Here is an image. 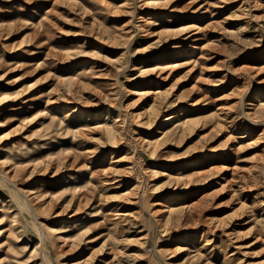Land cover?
Segmentation results:
<instances>
[{"label":"rangeland","instance_id":"374dc122","mask_svg":"<svg viewBox=\"0 0 264 264\" xmlns=\"http://www.w3.org/2000/svg\"><path fill=\"white\" fill-rule=\"evenodd\" d=\"M210 20L218 23L207 39L221 40L201 62L192 40L156 35ZM0 50L3 250L14 231L0 264H264V124L245 119L253 96L264 103V0H0ZM165 61L171 72L153 70ZM154 92L164 100L145 124ZM179 110L206 119L163 135L172 126L163 130V118ZM113 121L114 132L95 127ZM13 170L15 187L2 178ZM164 201L181 210L178 224L160 214ZM35 220L56 231L43 245ZM186 236L190 254L175 248Z\"/></svg>","mask_w":264,"mask_h":264},{"label":"bare ground","instance_id":"6f19581e","mask_svg":"<svg viewBox=\"0 0 264 264\" xmlns=\"http://www.w3.org/2000/svg\"><path fill=\"white\" fill-rule=\"evenodd\" d=\"M163 2V1H162ZM42 3V2H41ZM93 3H95V2H93ZM103 3V2H102ZM125 3V2H124ZM129 3V2H128ZM154 4H156V6H160V2H153ZM57 4V3H56ZM122 4V3H121ZM133 4V3H132ZM104 5V4H103ZM119 5V4H118ZM99 6V5H98ZM120 6V5H119ZM126 6V5H125ZM125 6H124V9H125ZM131 6V5H130ZM144 6V5H143ZM91 7V6H90ZM161 7H163V6H161ZM128 8V7H127ZM116 9H118V8H116ZM135 9V8H134ZM47 10V9H46ZM128 10V9H127ZM94 11V10H93ZM117 11V10H116ZM130 11V10H129ZM89 12V11H88ZM87 12V13H88ZM92 12V11H91ZM106 13H107V11H106ZM115 13V12H114ZM119 13V12H118ZM150 14H152V13H150ZM202 14H204V13H202ZM19 15V14H18ZM87 15H89V14H87ZM110 15V14H109ZM148 15H149V13H148ZM208 15V14H207ZM223 15H225V14H223ZM49 17V16H48ZM97 17V16H96ZM207 16H205V18H206ZM209 18V17H208ZM50 19H51V16H50ZM90 19V18H89ZM96 19V18H95ZM100 19V18H99ZM226 19H228V17L226 16V18H224V20H223V22L225 21L226 22ZM18 20V19H17ZM101 20V19H100ZM14 21V20H13ZM142 21V20H141ZM15 22V21H14ZM47 22V21H46ZM102 22H103V20H102ZM145 22V21H144ZM224 22V23H225ZM134 23V22H133ZM217 23L218 22H215V21H211L210 20V22L209 23H207L206 25H203V26H201V24H198V25H195V26H189V25H187V22H184V23H179V24H177L176 26H178V27H175V28H168V29H162V30H160V31H158L157 32V38L158 39H160V38H162V37H164L165 38V41L167 40H170V39H173V38H179V39H181V40H192L193 41V50H195V51H198L199 52V55H198V59L200 60H202V59H204V58H207V56H209L208 55V53L207 52H210V51H212V50H214L215 49V47L216 46H218L219 45V43H220V40L221 39H219V38H212V39H207V32L209 31V30H214V29H216V25H217ZM15 24V23H14ZM105 24V23H104ZM29 25V24H28ZM32 25V24H31ZM30 25V26H31ZM134 26V25H133ZM224 26V25H223ZM227 26V25H226ZM93 27V26H92ZM109 27V26H108ZM141 27V26H140ZM32 28H35V26L34 27H32ZM38 28V27H37ZM121 28H122V26H121ZM28 29V28H27ZM34 31V30H33ZM111 31V30H110ZM207 31V32H206ZM102 32V31H101ZM29 33H31V32H29ZM229 33H231V32H229V31H227V27L226 28H224V32H223V34H221V36H222V38H223V36L224 37H226L227 35H229ZM125 34V33H124ZM147 34V33H146ZM213 34V33H212ZM117 35V34H116ZM215 35V34H214ZM213 35V36H214ZM32 36V35H31ZM34 36V35H33ZM43 36V35H42ZM82 36V35H81ZM114 36V35H113ZM122 36V35H121ZM126 36H128V34L126 35ZM30 37V36H29ZM113 38V37H112ZM81 39H83V38H81ZM94 39V38H93ZM117 39V38H116ZM115 39V40H116ZM145 40H147V39H145ZM197 40H198V44L196 43L197 42ZM166 41V42H167ZM83 42V41H82ZM119 42V41H118ZM159 41H157L156 42V44L158 43ZM160 42H161V40H160ZM172 42V41H171ZM203 42V43H202ZM102 44V43H101ZM120 44V43H119ZM147 44V43H146ZM161 44H162V42H161ZM172 45V44H171ZM12 46V45H11ZM147 46V45H146ZM98 47V46H97ZM50 49H51V47H49ZM117 48V47H116ZM126 49V48H125ZM147 49V48H146ZM96 50V49H95ZM104 50V49H103ZM106 50V49H105ZM108 50V49H107ZM1 51V50H0ZM67 51H69V50H67ZM67 51H66V53H67ZM99 51V50H98ZM98 51H96V52H98ZM109 51V50H108ZM162 51V50H161ZM164 51V50H163ZM47 52V51H46ZM55 52V51H54ZM100 52V51H99ZM186 52V51H185ZM72 53V52H71ZM92 53V52H91ZM102 53V52H101ZM187 53V52H186ZM70 54V53H69ZM82 54V53H81ZM95 54V53H94ZM165 54V53H164ZM54 55V54H53ZM77 55H78V53H77ZM181 55H183V53H181V52H176L175 54H174V60L175 61H180L181 60ZM80 56V55H79ZM103 56V55H102ZM260 56H261V53H260ZM259 56V57H260ZM96 57V56H95ZM94 57V58H95ZM126 57V56H125ZM211 57V56H210ZM209 57V58H210ZM263 57V56H262ZM74 58V57H73ZM99 59V58H98ZM102 59V58H101ZM100 59V60H101ZM188 60H190L189 58H187ZM263 59V58H262ZM107 60V59H106ZM119 60V59H118ZM124 60V59H123ZM127 60V59H126ZM201 60L199 61V62H201ZM69 61V60H68ZM257 61V60H256ZM106 62V61H105ZM120 62V61H119ZM118 62V63H119ZM198 62V61H197ZM198 62V63H199ZM207 62V61H206ZM205 62V63H206ZM109 63V62H108ZM111 63V62H110ZM113 63V62H112ZM121 63V62H120ZM188 64H191V61H189L188 63H186V62H184V64L183 65H188ZM243 64V63H242ZM64 65V64H63ZM112 65V64H111ZM133 65V64H132ZM159 66H154L155 68H153V70H155V71H157V72H159L160 74H165V73H167V72H171L173 69H174V66L176 65V64H173V61H165V62H161V63H159L158 64ZM195 65V64H194ZM198 66H199V64H197ZM113 66V65H112ZM201 66V65H200ZM82 67H83V65H82ZM107 67V66H106ZM133 67V66H132ZM153 67V66H152ZM195 66H193V68H194ZM118 69V68H117ZM244 69H245V67H244ZM89 71V70H88ZM87 71V72H88ZM118 71V70H117ZM205 71V70H204ZM262 73V72H261ZM261 73H258L259 75L261 74ZM168 74V73H167ZM166 74V75H167ZM209 75V74H208ZM207 75V76H208ZM211 75V74H210ZM158 77H160V76H158ZM162 77V76H161ZM167 77V76H166ZM202 77H204V76H202ZM64 78H66V77H64ZM206 78V77H205ZM74 79V78H73ZM76 79H77V77H76ZM199 79V78H198ZM62 80V79H61ZM209 80V79H208ZM208 80H207V82H208ZM263 80V79H262ZM76 81V80H75ZM74 81V82H75ZM202 81V80H201ZM72 82V81H71ZM80 82V81H79ZM199 82V81H198ZM206 82V83H207ZM231 82V81H230ZM234 82V81H233ZM245 82V81H244ZM258 82V81H257ZM63 83V82H62ZM87 83V82H86ZM203 83V82H202ZM210 83V82H209ZM243 83V82H242ZM260 83V82H259ZM72 85H74V84H72ZM80 85V84H79ZM236 85V84H235ZM77 85H75V87H76ZM153 86V85H152ZM156 86V85H155ZM238 86H240V85H238ZM237 86V87H238ZM249 86V85H248ZM73 87V86H72ZM71 87V88H72ZM77 87H79V86H77ZM158 87V86H157ZM243 87V86H242ZM65 88H66V86H65ZM91 88V87H90ZM240 88V87H239ZM246 88V87H245ZM260 88V87H259ZM161 89V88H160ZM243 89V88H242ZM241 89V90H242ZM261 89V88H260ZM96 90V89H95ZM262 90V89H261ZM264 90V89H263ZM161 91V90H160ZM234 91V90H233ZM232 91V92H233ZM69 92V91H68ZM166 92H167V90H166ZM263 92V91H262ZM145 93V92H144ZM151 93V92H150ZM237 93V92H236ZM245 93L246 92H244V91H241V92H239V95L242 97V96H244L245 95ZM264 93V92H263ZM105 94V93H104ZM108 94V93H107ZM111 94V93H110ZM153 94H156L155 95V97H154V100L153 101H155L154 102V104L152 105L153 106V110H147L146 111V114L144 115V121H143V123H145V124H152L153 122H154V120H153V115L154 114H157V112H158V108H159V105H160V103L164 100V98L162 97V93H153ZM182 94V93H181ZM235 94V93H234ZM247 94V93H246ZM78 95V94H77ZM138 95H140V93L138 94ZM259 95V94H258ZM264 95V94H263ZM108 96V95H107ZM113 96V95H112ZM141 96V95H140ZM144 96V95H143ZM180 96V95H179ZM230 97H231V95H229ZM233 96V95H232ZM106 98V97H105ZM181 98V97H180ZM201 98V97H200ZM263 98V97H262ZM69 99V98H68ZM182 99V98H181ZM214 99H215V97H214ZM250 99V98H249ZM260 99V98H259ZM79 100V99H78ZM67 101V100H66ZM110 101H112V100H110ZM250 101V100H249ZM166 102V101H165ZM200 102V101H199ZM239 102H240V100H239ZM77 103V102H76ZM109 103V102H108ZM229 103V102H228ZM238 103V102H237ZM217 104V103H216ZM241 104H242V102H241ZM84 105V104H83ZM112 105V104H111ZM113 105H115V104H113ZM112 105V106H113ZM180 105V104H179ZM231 105H234V104H231ZM250 110L252 111V112H250L251 114H247V113H245V115H249L248 116V118H245L246 120L248 119V121H250V122H257L258 124H264V103L263 102H261V101H259L258 100V96H253L252 97V99H251V102H250ZM96 106V105H95ZM177 106V105H176ZM181 106V105H180ZM200 106V105H199ZM242 106V105H241ZM77 107V106H76ZM82 107H84V106H82ZM111 107V106H110ZM220 107V106H219ZM224 107H227V106H224ZM236 107V106H235ZM246 108V107H245ZM244 108V109H245ZM221 109V108H220ZM228 109V108H227ZM242 109H243V107H242ZM249 109V108H248ZM81 110V109H80ZM83 111V110H82ZM81 111V112H82ZM187 111H189V110H187ZM217 111H218V109H217ZM221 111V110H220ZM239 111V110H238ZM6 112V111H5ZM224 112V111H223ZM18 113V112H17ZM84 113V112H83ZM117 113V112H116ZM193 113V112H192ZM200 113V112H199ZM237 113V112H236ZM91 114V113H90ZM197 114V113H196ZM240 114V113H239ZM26 115V114H25ZM115 115V114H114ZM117 115V114H116ZM200 115V114H199ZM199 115H198V117L197 116H188V115H186L185 113H183L182 112V110H179L178 112H176V113H173L172 115H170V116H166V117H164L163 118V124H162V129L164 130L165 129V127H167V126H170V125H172L168 130H166L164 133H162L163 135H166V136H169V137H175V136H179V135H183L186 131H189L191 128H192V126H194L195 125V123H197V122H200L202 119H206V118H204V117H202V116H200L199 117ZM213 115H214V113H210L209 115H207V116H205V117H207V118H212L213 117ZM84 116H85V114H84ZM218 116V115H217ZM216 116V117H217ZM102 117V116H101ZM115 117V116H114ZM236 117V116H235ZM245 117V116H244ZM247 117V116H246ZM94 118V117H93ZM99 118V117H98ZM109 118V117H108ZM228 118V112H225V113H223V116H222V119H224V120H226ZM178 119V120H177ZM236 119V118H235ZM106 120V119H105ZM239 120V119H238ZM241 120V119H240ZM93 121V120H92ZM117 121H118V119H117ZM221 121V120H220ZM230 121H234V119L232 118ZM121 122H123V121H121ZM222 122V121H221ZM17 123V122H16ZM82 123V122H81ZM238 123V122H237ZM120 124H122V123H120ZM227 124V123H226ZM142 125V124H141ZM235 125V124H234ZM247 125V124H246ZM252 125V124H251ZM255 125V124H254ZM119 128L120 127V125H118L117 124V122L116 121H113V123H110L109 125H107V123H104V124H100V125H97V126H95V127H97V128H102L104 131H107V132H110V131H113L114 132V129L115 128H117V127ZM138 126V125H137ZM149 126V125H148ZM223 126V125H222ZM261 126H263V125H261ZM260 126V127H261ZM94 127V128H95ZM123 127V126H122ZM153 127V126H152ZM212 127V126H211ZM251 127V126H250ZM89 128V127H88ZM117 128V129H118ZM241 128V127H240ZM81 129V128H80ZM79 129V130H80ZM85 129V128H84ZM116 129V130H117ZM200 129V128H199ZM212 129V128H211ZM215 129V128H214ZM214 129H213V131H214ZM219 129V128H218ZM143 130V129H142ZM141 130V131H142ZM147 130V129H146ZM157 130V129H156ZM244 130V129H243ZM158 131V130H157ZM212 131V130H211ZM224 131V130H223ZM235 131V130H234ZM254 131V130H253ZM159 133H161V131H158ZM240 132V131H239ZM247 132V131H246ZM78 133V132H77ZM142 133V132H141ZM144 133H145V131H144ZM208 133H209V131H208ZM217 133V132H216ZM222 133V132H221ZM84 134V133H83ZM137 134V133H136ZM193 134V133H192ZM244 134V133H243ZM261 134V133H260ZM82 135V134H81ZM118 135V134H117ZM135 135V134H134ZM161 135V134H160ZM202 134H200V136H201ZM208 135V134H207ZM214 135V134H213ZM248 135V134H247ZM263 136V135H262ZM262 136H261V138H262ZM113 137V136H112ZM229 137V136H228ZM149 138V137H148ZM185 138V137H184ZM223 138H224V136H223ZM241 137H237L236 139H238L239 140V142H241V139H240ZM177 139V138H176ZM230 139V138H229ZM81 140H83V139H81ZM111 140V139H110ZM147 141V140H146ZM174 141V140H173ZM257 142V141H256ZM261 142V141H260ZM95 143V142H94ZM107 143V142H106ZM253 143V142H252ZM51 144V143H50ZM86 144V143H85ZM109 144V143H108ZM151 144H153V143H151ZM208 144V143H207ZM254 144V143H253ZM59 145V144H58ZM91 145V144H90ZM119 145V144H118ZM157 145V144H156ZM159 145V144H158ZM164 145V144H163ZM211 145V144H210ZM89 146V145H88ZM115 146V145H114ZM154 146V145H153ZM209 146V145H208ZM262 146V145H261ZM55 147V146H54ZM91 147V146H90ZM116 147V146H115ZM253 147V146H252ZM37 148V147H36ZM146 148V147H145ZM155 148V147H154ZM159 148V147H158ZM229 148V147H228ZM233 148V147H232ZM260 148V147H259ZM94 150V149H93ZM255 150V149H254ZM3 151V150H2ZM42 151V150H41ZM78 151V150H77ZM205 151V150H204ZM80 152V151H79ZM147 152V151H146ZM151 152V151H150ZM225 152V151H224ZM259 152H261V150L259 151ZM42 153H43V151H42ZM58 153H60V152H58ZM87 153V152H86ZM108 153V152H107ZM203 153V152H202ZM223 153V152H222ZM52 154V153H51ZM113 154V153H112ZM117 154V153H116ZM120 154V153H119ZM119 154H117L118 156H119ZM146 154H148V153H146ZM149 154H151V153H149ZM154 154V153H153ZM201 154V153H200ZM208 154V153H207ZM40 155H42V154H40ZM223 155V154H222ZM86 156V155H85ZM115 156V155H114ZM113 157V156H112ZM116 157V156H115ZM222 157V156H221ZM48 158V157H47ZM52 158V157H51ZM262 158V157H261ZM46 159V158H45ZM59 159V158H58ZM83 159V158H82ZM99 159V158H98ZM257 159V158H256ZM103 160V159H102ZM223 160V159H222ZM252 160V159H251ZM254 160V159H253ZM261 160V159H260ZM93 161V160H92ZM96 161V160H95ZM105 161V160H104ZM259 161V160H258ZM3 162V161H2ZM90 162V161H89ZM111 162V161H110ZM109 162V163H110ZM118 162V161H117ZM38 163V162H37ZM36 163V164H37ZM93 163V162H92ZM120 163V162H119ZM174 163H175V161H174ZM50 164V163H49ZM93 164H95V163H93ZM103 164V163H102ZM194 164H196V163H194ZM251 164V163H250ZM86 165V164H85ZM112 165V164H111ZM114 165H116L117 166V164H114ZM120 165V164H119ZM223 165V164H222ZM227 165V164H226ZM225 165V166H226ZM4 166V165H3ZM36 166V165H35ZM43 166V165H42ZM93 166V165H92ZM122 166V165H121ZM32 167V166H31ZM213 167V166H212ZM95 168H96V166H95ZM103 168V167H102ZM237 168V167H236ZM242 168V167H241ZM251 168V167H250ZM17 169V168H16ZM114 169H115V167H114ZM180 169V168H179ZM247 169V168H246ZM232 170V169H231ZM242 170H244V169H242ZM264 170V169H263ZM93 171V170H92ZM111 171V170H110ZM113 171H115V170H113ZM191 171V170H190ZM250 171V170H249ZM255 171V170H254ZM196 172V171H195ZM203 171H201V173H202ZM222 172H224V171H222ZM256 172V171H255ZM260 172V171H259ZM6 173H8V172H6ZM29 173V172H28ZM153 173H154V171H153ZM200 172H198V174H199ZM221 173V172H220ZM248 173V172H247ZM261 173V172H260ZM97 174V173H96ZM105 174H107V173H105ZM114 174V173H113ZM127 174V173H126ZM159 174V173H158ZM249 174V173H248ZM256 174V173H255ZM104 175V174H103ZM111 175H112V173H111ZM117 175V174H116ZM122 175H124L123 173H122ZM157 175V174H156ZM177 175H179V176H176V177H178V179L180 178H184V175L185 174H182V172H180V171H178V173H177ZM195 175H196V173H195ZM202 175V174H201ZM215 175V174H214ZM223 175V174H222ZM18 176V172H16V170H13V173H12V175H10V176H2V178L4 179V181H6L8 184H11L12 186H16L15 185V182H14V180H16V178H18L17 177ZM90 176V175H89ZM126 176V175H125ZM128 176V175H127ZM153 176V175H152ZM208 176H209V174H208ZM225 176V175H224ZM226 176H228V175H226ZM264 176V175H263ZM16 177V178H15ZM118 177V176H117ZM131 177V176H130ZM188 177V176H187ZM248 177V176H247ZM253 177V176H252ZM13 178H15V179H13ZM172 178V177H171ZM194 178V177H193ZM215 178V177H214ZM220 178V177H219ZM231 178V177H230ZM245 178V177H244ZM254 178V177H253ZM176 179V178H175ZM198 179V178H197ZM221 179H223V178H221ZM245 179H247V178H245ZM256 179V178H255ZM119 180V179H118ZM117 180V181H118ZM124 180V179H123ZM172 180V179H171ZM202 180V179H201ZM200 180V181H201ZM209 180H210V178H209ZM240 180H241V178H240ZM122 181V180H121ZM220 181V180H219ZM224 181V180H223ZM258 181V180H257ZM260 181V180H259ZM106 182H108V181H106ZM129 182V181H128ZM189 182V181H188ZM208 182V181H207ZM227 182V181H226ZM237 182V181H236ZM4 183V182H3ZM89 183V182H88ZM113 183V182H112ZM241 183V182H240ZM264 183V182H263ZM92 184V183H91ZM120 184H122V183H120ZM124 184V183H123ZM180 184V183H179ZM201 184V183H200ZM214 184V183H213ZM227 184H228V182H227ZM233 184V183H232ZM245 184V183H244ZM206 185V184H205ZM260 185H262V184H260ZM82 186V185H81ZM84 186V185H83ZM82 186V187H83ZM216 186V185H215ZM220 187V186H219ZM202 188V187H201ZM200 188V189H201ZM215 188V187H214ZM78 189V188H77ZM128 189V188H127ZM136 189V188H135ZM211 189H213V187L211 188ZM230 189H232V188H230ZM243 189V188H242ZM17 190V192H19L20 194L22 193L21 191L22 190H20L19 188L18 189H16ZM30 190V189H29ZM28 190V191H29ZM130 190V189H129ZM205 190V189H204ZM229 190V189H228ZM237 190V189H236ZM235 190V191H236ZM39 191V190H38ZM77 191V190H76ZM234 191V190H233ZM233 191H232V193H233ZM33 192V191H32ZM61 192V191H60ZM73 192V191H72ZM81 192V191H80ZM35 193V192H34ZM59 193V192H58ZM78 193V192H77ZM102 193V192H101ZM261 194H262V192H260ZM259 193V194H260ZM47 194H48V192H47ZM84 194V193H83ZM82 194V195H83ZM129 194H130V192H129ZM137 194V193H136ZM210 194V193H209ZM214 194V193H213ZM244 194H246V193H244ZM22 195V194H21ZM28 195V194H27ZM81 195V196H82ZM116 195V194H115ZM125 195V194H124ZM180 195V194H179ZM200 195V194H199ZM243 195V194H242ZM56 196V195H55ZM118 196V195H117ZM121 196V195H120ZM119 196V197H120ZM126 196V195H125ZM218 196V195H217ZM238 196V195H237ZM249 196V195H248ZM253 196V195H252ZM23 197V196H22ZM122 197H123V195H122ZM145 197V196H144ZM177 197V196H176ZM25 198V200L26 201H24V206H25V203H27L28 201H29V199L27 198V197H24ZM115 198V197H114ZM125 198V197H124ZM128 198V197H127ZM138 198V197H137ZM172 198V197H171ZM201 198V197H200ZM199 198V199H200ZM209 198V197H208ZM211 198V197H210ZM257 198L259 199V197L257 196ZM79 199V198H78ZM113 199V198H112ZM133 199V198H132ZM135 199V198H134ZM143 199V198H142ZM207 199V198H206ZM222 199V198H221ZM230 199V198H229ZM249 199V198H248ZM127 200V199H126ZM128 200H129V198H128ZM127 200V201H128ZM176 200V199H175ZM189 200V199H188ZM194 200V199H193ZM254 200V199H253ZM121 201V200H120ZM137 201V200H136ZM184 201V200H183ZM132 202V201H131ZM134 202V201H133ZM202 202V201H201ZM228 202V201H227ZM234 202V201H233ZM239 202V201H238ZM245 202V201H244ZM255 202V201H254ZM97 203H99V202H97ZM167 203H169V202H167V201H164L163 203H162V205H160V207H163V209L164 210H162L161 212H160V214L163 212V214L166 212V211H168V212H173V213H171L170 215V217H169V219L167 218V221L166 222H169V221H173L172 222V224H178V216H180L179 214H182L181 213V210H174L170 205H167ZM256 203H257V201H256ZM8 204V203H7ZM155 204V203H154ZM160 204V203H159ZM179 204V203H178ZM192 204V203H191ZM121 205H123V204H121ZM121 205H119V206H121ZM172 205H173V203H172ZM201 205V207H202V204H200ZM205 205V204H204ZM208 205V204H207ZM255 205V204H254ZM3 206L4 205H2L1 207L3 208ZM23 206V207H24ZM27 207H26V209L28 210V212L31 214V216H32V218L33 219H35L36 217V215H35V213H34V209H33V207H32V205H31V203L29 202V204L28 205H26ZM239 206V205H238ZM256 207H257V205H255ZM254 206V207H255ZM260 206V205H259ZM8 207H9V204H8ZM188 207V206H187ZM200 207V206H199ZM237 207V206H236ZM252 207H253V205H252ZM261 207V206H260ZM264 207V206H263ZM1 208V209H2ZM11 208V207H10ZM112 208V207H111ZM118 208V207H117ZM238 208V207H237ZM176 209V208H175ZM192 209V208H191ZM257 209H259V207L257 208ZM7 210V207H6V209H3V210H1L2 212H4V211H6ZM198 210V209H197ZM255 210V209H254ZM0 211V212H1ZM192 211V210H191ZM194 211V210H193ZM10 212V211H9ZM135 212V211H134ZM154 213H156V212H153V215H154ZM222 213V212H221ZM135 214V213H134ZM168 214V213H167ZM17 215V214H16ZM15 215V216H16ZM68 215V214H67ZM127 214H125V216H126ZM156 215V214H155ZM169 215V214H168ZM113 215H111V214H106L105 215V220L107 221V220H109L111 217H112ZM128 216V215H127ZM157 216V215H156ZM166 216V215H165ZM225 216V215H224ZM224 216H223V218H224ZM262 216V215H261ZM101 217V216H100ZM131 217V216H130ZM155 217V216H154ZM208 217V216H207ZM246 217V216H245ZM162 218V217H161ZM129 219V218H128ZM174 219V220H173ZM215 219V218H214ZM222 219V218H221ZM19 220V219H18ZM73 220V219H72ZM81 220V219H80ZM161 220H163V219H161ZM166 220V219H165ZM259 220V219H258ZM15 221H17V220H15ZM126 221H127V219H126ZM176 221V222H175ZM217 221V220H216ZM264 221V220H263ZM35 222H36V224H38V232H39V235H40V241H41V243H42V245L44 244V241H46L47 239L46 238H48V237H50V236H52L56 231H54V230H50V231H46V230H44V228H43V226H42V224H41V222H39L38 220H35ZM70 222V221H69ZM156 222V221H155ZM181 222V221H180ZM231 222V221H230ZM261 222V221H260ZM101 223V222H100ZM221 223V222H220ZM216 224V223H215ZM246 224V223H245ZM11 225H13V224H11ZM62 225V224H61ZM91 225V224H90ZM103 225V224H102ZM163 225H164V223H163ZM169 225V224H168ZM15 226H16V224H15ZM14 226V227H15ZM37 226V225H36ZM251 226V225H250ZM79 227V226H78ZM97 227H98V225H97ZM17 228V227H16ZM63 228V227H62ZM93 228V227H92ZM96 228V227H95ZM160 228H164V227H162L161 225H160ZM166 228V227H165ZM203 228V227H202ZM232 228V227H231ZM258 228V227H257ZM79 229V228H78ZM233 229V228H232ZM264 229V228H263ZM161 230H163V229H161ZM235 230V229H234ZM6 230H3V231H0V234H3V232H5ZM165 231V230H164ZM13 229H9L8 230V234H7V236H4V235H2V236H4V240H5V243L6 242H9L8 244H9V246H6V247H8L6 250H3V248H5V245H3L4 243H2V244H0V248H2V250H3V252L6 254V256H8L9 255V253H10V250L13 252L14 250L12 249V243H11V235L13 234ZM194 232V231H193ZM235 232V231H234ZM240 232V231H239ZM242 232V231H241ZM240 232V233H241ZM59 233V232H58ZM61 233V232H60ZM179 233V232H178ZM198 233V232H197ZM201 233V232H200ZM244 234V233H243ZM242 234V235H243ZM20 235V234H19ZM39 235H37V236H39ZM58 235V234H57ZM146 236V235H145ZM257 237V236H256ZM110 238V237H109ZM143 238V237H142ZM146 238V237H145ZM264 238V237H263ZM262 238V239H263ZM58 239V238H57ZM60 239V238H59ZM140 239V238H139ZM138 239V240H139ZM147 239V238H146ZM173 239V238H172ZM184 239V240H183ZM256 239V238H255ZM261 239V240H262ZM199 240V239H198ZM177 242L175 243V248H176V250H178V251H181V253L182 252H186L187 254H190V252H191V250L192 249H195L196 248V246L195 245H193V244H191V243H189V236L187 237L186 236V238H178L177 240H176ZM191 241V240H190ZM173 243V242H172ZM214 243V242H213ZM117 244H118V242H117ZM41 245V246H42ZM47 245V244H46ZM38 246H40V245H38ZM15 247V246H14ZM111 247V246H110ZM41 250H42V248H40ZM16 250V249H15ZM213 252V251H212ZM41 255V254H40ZM44 255V254H43ZM42 255V256H43ZM6 256H5V258H6ZM183 256V255H182ZM198 256V255H197ZM230 256V255H229ZM228 256V257H229ZM191 257V256H190ZM223 259V258H222ZM207 262V261H206ZM210 262V261H209ZM45 263H46V261H45ZM221 263V262H220ZM44 264V263H43ZM205 264H207V263H205Z\"/></svg>","mask_w":264,"mask_h":264}]
</instances>
